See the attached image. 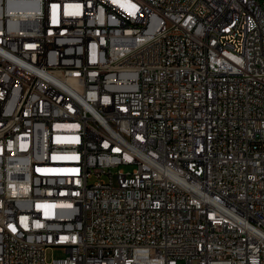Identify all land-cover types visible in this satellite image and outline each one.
Here are the masks:
<instances>
[{
  "label": "built area",
  "instance_id": "2783aa9c",
  "mask_svg": "<svg viewBox=\"0 0 264 264\" xmlns=\"http://www.w3.org/2000/svg\"><path fill=\"white\" fill-rule=\"evenodd\" d=\"M0 264H264V0H0Z\"/></svg>",
  "mask_w": 264,
  "mask_h": 264
},
{
  "label": "rangeland",
  "instance_id": "374dc122",
  "mask_svg": "<svg viewBox=\"0 0 264 264\" xmlns=\"http://www.w3.org/2000/svg\"><path fill=\"white\" fill-rule=\"evenodd\" d=\"M94 180V179H92ZM48 255H52L53 257H57L62 255V250L60 248H52L51 250L48 251Z\"/></svg>",
  "mask_w": 264,
  "mask_h": 264
}]
</instances>
